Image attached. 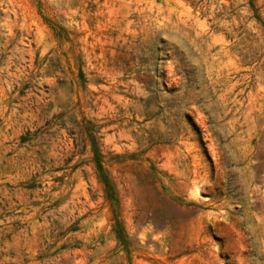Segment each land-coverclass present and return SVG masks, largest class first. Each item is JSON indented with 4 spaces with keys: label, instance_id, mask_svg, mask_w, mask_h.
<instances>
[{
    "label": "rangeland",
    "instance_id": "374dc122",
    "mask_svg": "<svg viewBox=\"0 0 264 264\" xmlns=\"http://www.w3.org/2000/svg\"><path fill=\"white\" fill-rule=\"evenodd\" d=\"M0 264H264V0H0Z\"/></svg>",
    "mask_w": 264,
    "mask_h": 264
},
{
    "label": "trees",
    "instance_id": "16d2710c",
    "mask_svg": "<svg viewBox=\"0 0 264 264\" xmlns=\"http://www.w3.org/2000/svg\"><path fill=\"white\" fill-rule=\"evenodd\" d=\"M96 150L94 149V152H95ZM94 156H95V162H96V164H97V167H98V171L100 172V178H101V180L104 182V184H105V186H106V189L107 190H109V192L111 191V186L107 183V178H105V175H103V169H102V166H101V163H100V161H99V157L97 156V153H95L94 154ZM109 192H107L108 193V196L109 197H111V195H112V193H111V195H110V193ZM118 238H119V235H118Z\"/></svg>",
    "mask_w": 264,
    "mask_h": 264
}]
</instances>
